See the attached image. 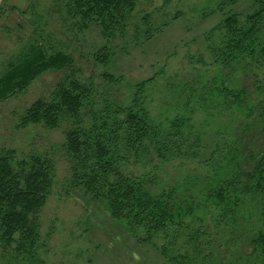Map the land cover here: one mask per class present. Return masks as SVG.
<instances>
[{
	"label": "trees",
	"instance_id": "1",
	"mask_svg": "<svg viewBox=\"0 0 264 264\" xmlns=\"http://www.w3.org/2000/svg\"><path fill=\"white\" fill-rule=\"evenodd\" d=\"M249 1V14L228 13L218 27L219 42L210 48L212 76L199 80L196 93L184 90L189 92L184 106L176 93L185 114L175 112L164 123L152 118L143 98L148 81L133 87L127 103L103 98L96 106L94 87L69 77L21 119L23 127L68 124L60 148L74 163L75 186L102 202L113 222L142 233L139 241L155 248L165 264H264V0ZM135 5L136 0H68L65 9L84 24L97 23L110 38L116 26L126 25ZM95 57L106 63L107 48ZM71 63L60 52L30 48L0 76V102L40 74ZM103 76L112 85L120 81ZM248 76L254 95L238 85ZM192 102L216 127L206 158V137L187 111ZM154 153L160 163L152 166V174L129 171L131 160L142 169L154 164ZM179 153L201 158L200 173L154 189L155 174ZM13 157L0 153V264H44L38 215L51 194L53 163L47 155Z\"/></svg>",
	"mask_w": 264,
	"mask_h": 264
},
{
	"label": "rangeland",
	"instance_id": "2",
	"mask_svg": "<svg viewBox=\"0 0 264 264\" xmlns=\"http://www.w3.org/2000/svg\"><path fill=\"white\" fill-rule=\"evenodd\" d=\"M220 1L136 0L126 25L116 26L113 36L107 38L97 23L84 24L79 15L68 14V0H2L0 76L30 48L47 55L60 52L72 60L69 67L40 74L26 89L0 102V153H13L15 161L47 155L53 163L51 194L38 215L44 264L165 263L155 248L139 241L142 233H130L113 222L102 202L90 200L75 186L74 163L60 148L68 124L54 129L23 127L25 110L37 100H49L55 86L70 77L94 87V99H99L96 106L104 99L111 104L127 103L133 87L148 81L143 98L152 118L164 123L175 112L185 114L176 93H181L184 106L189 93L184 90L193 88L196 93L199 80L212 76L210 48L219 42L221 21L228 13L251 12L249 0L225 6ZM103 47L107 48L106 63L95 57ZM104 74L120 81L112 85L104 80ZM227 84L233 86L234 82L228 79ZM238 85L251 95L256 93L249 76ZM187 111L193 113V126H201L206 137L208 150H202L206 158L210 133L216 127L200 105L192 102ZM180 152L184 154V150ZM179 155L155 174L154 189L175 186L186 175L200 173L201 158ZM152 158L154 164L148 163L145 169L131 160L129 171L152 174V166L160 163L155 153Z\"/></svg>",
	"mask_w": 264,
	"mask_h": 264
},
{
	"label": "crops",
	"instance_id": "3",
	"mask_svg": "<svg viewBox=\"0 0 264 264\" xmlns=\"http://www.w3.org/2000/svg\"><path fill=\"white\" fill-rule=\"evenodd\" d=\"M2 0H0V4H1Z\"/></svg>",
	"mask_w": 264,
	"mask_h": 264
}]
</instances>
